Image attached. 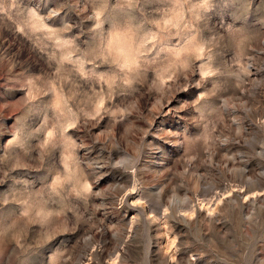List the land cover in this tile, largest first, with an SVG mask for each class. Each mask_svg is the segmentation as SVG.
I'll list each match as a JSON object with an SVG mask.
<instances>
[{"label": "rangeland", "instance_id": "rangeland-1", "mask_svg": "<svg viewBox=\"0 0 264 264\" xmlns=\"http://www.w3.org/2000/svg\"><path fill=\"white\" fill-rule=\"evenodd\" d=\"M0 264H264V0H0Z\"/></svg>", "mask_w": 264, "mask_h": 264}]
</instances>
